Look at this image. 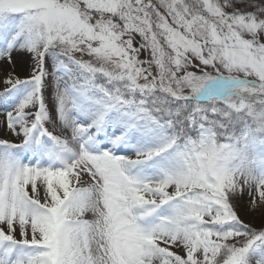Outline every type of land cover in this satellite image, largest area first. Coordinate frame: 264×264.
<instances>
[{"label": "snow or ice", "instance_id": "snow-or-ice-1", "mask_svg": "<svg viewBox=\"0 0 264 264\" xmlns=\"http://www.w3.org/2000/svg\"><path fill=\"white\" fill-rule=\"evenodd\" d=\"M25 55L0 264H264L232 203L264 206V0H0V62Z\"/></svg>", "mask_w": 264, "mask_h": 264}, {"label": "rangeland", "instance_id": "rangeland-1", "mask_svg": "<svg viewBox=\"0 0 264 264\" xmlns=\"http://www.w3.org/2000/svg\"><path fill=\"white\" fill-rule=\"evenodd\" d=\"M136 40H140V37L137 35ZM150 56L147 53H142L139 57L140 60H147ZM84 59H89L88 57H84ZM14 68L16 69V74L18 78L20 79H26L29 78L34 70V64L35 61L30 56H16L14 57ZM8 65L3 62H0V91H3L5 85L4 80L6 79L8 73L4 70V67ZM12 66V65H9ZM13 67V66H12ZM46 68L48 71H51V68L46 63ZM155 66L153 65V73L155 74ZM141 83L143 81H140ZM69 84H71V81H69ZM54 92L53 89L48 88L45 90V97L46 101L50 96H53ZM54 102V100H53ZM3 115L0 114V138H5V133L3 132L2 128V122H3ZM49 130H51V126L49 125ZM14 139V138H13ZM90 184L89 177L87 175H84L82 182L77 185L78 187L85 188L88 187ZM240 187L242 188V191L238 190L235 194V199L232 201V203L235 205V211L237 212V215L239 218L247 225H249L251 228L255 230H261L264 229V206L260 205L259 199L257 197L255 206L252 202V197L249 195L250 191H255V186L250 190L247 185L243 184V180L241 179ZM37 194L43 198L44 195V189L40 182H37ZM84 219L91 220L93 219L91 212H86L84 214ZM19 238V236H17ZM174 251L180 252L181 255H183V252L178 249H172Z\"/></svg>", "mask_w": 264, "mask_h": 264}, {"label": "bare ground", "instance_id": "bare-ground-1", "mask_svg": "<svg viewBox=\"0 0 264 264\" xmlns=\"http://www.w3.org/2000/svg\"><path fill=\"white\" fill-rule=\"evenodd\" d=\"M4 70L6 71V73H12V74H14L15 76H17V74H16V69L14 68V67H12V66H9V65H6L5 67H4Z\"/></svg>", "mask_w": 264, "mask_h": 264}]
</instances>
